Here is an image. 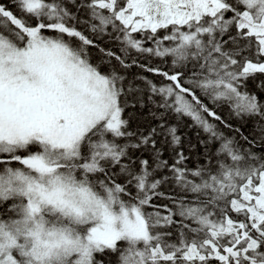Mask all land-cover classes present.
I'll return each instance as SVG.
<instances>
[{"label":"snow or ice","instance_id":"1","mask_svg":"<svg viewBox=\"0 0 264 264\" xmlns=\"http://www.w3.org/2000/svg\"><path fill=\"white\" fill-rule=\"evenodd\" d=\"M0 264H264V0H0Z\"/></svg>","mask_w":264,"mask_h":264},{"label":"trees","instance_id":"2","mask_svg":"<svg viewBox=\"0 0 264 264\" xmlns=\"http://www.w3.org/2000/svg\"><path fill=\"white\" fill-rule=\"evenodd\" d=\"M5 2H7V0H5ZM181 134L185 138H190L193 143L196 142V130L195 129L181 127Z\"/></svg>","mask_w":264,"mask_h":264}]
</instances>
